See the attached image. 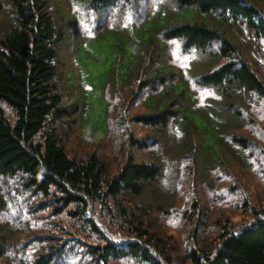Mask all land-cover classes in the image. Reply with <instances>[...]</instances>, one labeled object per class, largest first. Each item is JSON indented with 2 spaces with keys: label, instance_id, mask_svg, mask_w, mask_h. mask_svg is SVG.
Returning <instances> with one entry per match:
<instances>
[{
  "label": "trees",
  "instance_id": "obj_1",
  "mask_svg": "<svg viewBox=\"0 0 264 264\" xmlns=\"http://www.w3.org/2000/svg\"><path fill=\"white\" fill-rule=\"evenodd\" d=\"M53 4L0 0V264H170L153 215L170 218L181 193L190 264H264V205L245 199L244 220L206 243L193 195L238 191L235 169L264 183V0H66L80 18ZM71 32L76 74L62 60ZM111 95L130 103L109 119ZM77 131L83 144L114 137L120 168L110 174L103 141L70 154Z\"/></svg>",
  "mask_w": 264,
  "mask_h": 264
},
{
  "label": "rangeland",
  "instance_id": "obj_2",
  "mask_svg": "<svg viewBox=\"0 0 264 264\" xmlns=\"http://www.w3.org/2000/svg\"><path fill=\"white\" fill-rule=\"evenodd\" d=\"M55 5L57 6L58 10H61L62 13L64 11H68L69 5L74 8L76 11L80 12L81 15L76 14L75 18H80L84 15L83 11H80L77 9L78 6H75L74 4L66 5V0H54ZM73 10V9H72ZM61 13V15H62ZM67 16L64 17L65 20ZM93 18V15L89 14L87 20H75L76 23V29L80 33L81 36H92V25L91 20ZM129 18L126 20V23L121 26L127 27V24L129 22ZM78 21V22H77ZM107 24L109 26V19H107ZM113 28V27H111ZM73 30V27L71 28ZM78 38V36H77ZM75 38H74V32L70 33V36L67 40V45L65 50L62 53V60L64 61L63 67H65L66 70L71 69L75 74V62L73 58L72 51L75 46ZM109 41H105V47L103 51V55L107 56L108 54V47L106 46ZM167 51L169 52V55H173V57H177L182 53V66H189V58L184 56L183 50L179 47L170 46ZM167 55L166 51L164 53V56ZM169 55L167 57H169ZM73 91L77 92L78 89L76 87H73ZM119 95V94H117ZM113 98L114 104L109 107V119L112 117V113L116 111L121 103L122 104H129L130 98H117L115 102V95H111ZM95 99V98H94ZM97 102H99V99H95ZM78 102H82V98L77 99ZM129 101V102H128ZM139 101V100H138ZM137 103V102H136ZM93 107L100 111V107H98V104H94ZM99 108V109H98ZM103 108V105H102ZM142 107L139 105V103L136 104L135 110H141ZM102 110V109H101ZM120 111V109H119ZM135 128H139L138 126H135ZM143 131V130H142ZM80 132H75L74 135L69 139L67 142V148L70 154H77L81 156L87 155L89 152L94 151L96 148H98L99 142L102 145L104 142L108 143L106 145L105 150L103 148H99V152L105 156L106 151L108 155H106V161L110 165V174L116 172L117 169L120 168L121 163L123 162L124 154L119 152L118 148H112V141L114 140V137L112 139H106L102 137L101 133H94L93 135H89L85 141L86 144H83V141L80 139ZM100 140V141H99ZM105 140V141H104ZM104 143V145H105ZM129 150V148H128ZM133 152V150H132ZM237 167V166H236ZM256 170V169H255ZM234 174H237L239 176V179H236L238 182V191H234L232 193H227L223 191L225 182L221 183L220 185V192L219 193H212L210 190L204 189L203 186L198 185V193L194 192L193 195L197 194L200 195L199 197L202 200V204L204 203L205 206L208 209L206 220L207 226L202 229V238L206 243H209L211 240H213L216 237L217 229L221 226L225 220H229L231 222H235V224L241 222L244 220V210L242 209V202L247 199L251 203V205L255 206H263L264 205V183L260 179V176L257 171L252 172L250 169H235ZM185 181V179H183ZM183 192V191H182ZM186 193L189 194L187 191ZM181 193L180 195L176 196V202L174 205L178 206L177 211L175 209L170 208V218H167L165 216L161 215H153L154 216V223H157L164 231L166 236H171V241L173 243V247L171 249L172 253L169 255V258L171 259L170 264H190L186 255V245H191L192 240H190V237L188 235L189 229L193 228L194 225V217L191 222H182V219H180L179 216V210L178 208L182 205V198L184 195ZM218 196L221 197V199L217 198ZM216 198V199H214ZM175 212V213H174ZM12 219L13 223L19 222V217L16 218V214L10 213L9 216ZM174 216V217H172ZM7 219V218H3ZM24 221L26 220V217L24 218ZM45 220H40V222H44ZM221 223V224H220ZM25 229V228H24ZM28 231V230H26ZM34 231H41V226H38L37 228L32 229L31 232ZM108 231V229H107ZM29 232H24L25 235L19 236L20 239L24 238V236H27ZM17 236L14 240V242L18 241L19 239ZM119 264H125V262H120Z\"/></svg>",
  "mask_w": 264,
  "mask_h": 264
}]
</instances>
